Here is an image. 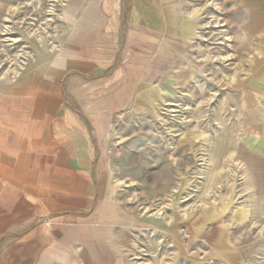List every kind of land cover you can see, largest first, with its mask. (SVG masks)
<instances>
[{"label":"rangeland","instance_id":"374dc122","mask_svg":"<svg viewBox=\"0 0 264 264\" xmlns=\"http://www.w3.org/2000/svg\"><path fill=\"white\" fill-rule=\"evenodd\" d=\"M255 19L264 0H0V83L34 89L45 160L34 194L12 187L41 214L7 225L0 204V264L36 262L17 239L39 225L52 264H264Z\"/></svg>","mask_w":264,"mask_h":264},{"label":"crops","instance_id":"0c3cea01","mask_svg":"<svg viewBox=\"0 0 264 264\" xmlns=\"http://www.w3.org/2000/svg\"><path fill=\"white\" fill-rule=\"evenodd\" d=\"M252 1L253 0H238V3L241 4L243 2ZM188 18L195 19L192 17L191 13ZM175 21L176 20L172 18L170 14H166L167 29H173ZM251 22L252 25L244 22L243 29L245 30V33L243 36H240L241 41L243 40L242 42H244V39L251 37L253 35L252 32L260 28L264 31L263 19H255ZM192 32L193 30L190 26H185L183 24V36H191ZM240 86L241 84L239 87ZM33 90L34 89L25 88L24 85L8 82L0 83V204L3 203L5 198H8V195L6 194L9 193L12 194L9 198L14 200L12 203H16V205H14L16 207L11 209L15 212V215L7 218V225L10 223H18V221L30 219L35 217V215L38 216L41 214L40 207L35 208V210L32 209L31 211L27 210V208L24 209L25 204L20 192L12 189V187L23 188V190L29 193L33 192L32 194H34L36 191L34 187L37 182V179H35V167L42 165L45 161L43 157L40 158L38 155L40 142L37 136V126L34 121L35 117L33 111L30 109L33 98L30 95H32L31 92ZM24 91L27 93H22ZM22 105H25L26 109L23 110L21 108ZM43 144L47 149L46 152H49L51 150L49 142L44 141ZM5 167H11L13 169L10 176L4 173ZM24 174L27 178H25ZM47 208H49L48 205L46 207V210L48 211L49 209ZM17 212L18 214H16ZM74 230L77 231L76 233L78 234L81 232L86 233L87 227H82V229L76 227ZM48 231L49 230L43 225L27 228V230L21 233L20 237L17 239L18 246L26 245L30 250H42L40 258L35 259L36 262L33 261L32 264H52L54 260L63 262L62 259L65 258L62 251H60L61 253L56 254V257L53 255L49 256V252H47L49 247L48 242L50 241ZM95 237V239L91 238L94 241L92 243L102 247L105 242V231H97ZM83 238L86 239L85 237ZM78 240H80V238ZM78 240L77 242H79ZM64 245V241L59 244V246ZM69 258L71 259L72 255L69 256ZM98 264L103 263L98 262Z\"/></svg>","mask_w":264,"mask_h":264}]
</instances>
